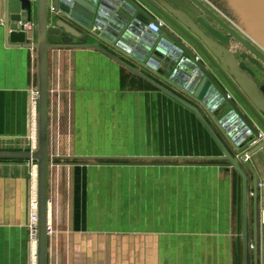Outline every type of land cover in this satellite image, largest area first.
I'll use <instances>...</instances> for the list:
<instances>
[{"label":"crops","instance_id":"1","mask_svg":"<svg viewBox=\"0 0 264 264\" xmlns=\"http://www.w3.org/2000/svg\"><path fill=\"white\" fill-rule=\"evenodd\" d=\"M5 6L0 0V21ZM89 13L81 7L83 17ZM156 38L146 26L126 39L115 37L134 58L112 40L88 35L86 42L101 44L170 87L146 62L145 46ZM16 45L6 40L0 22V143L30 149L37 130L31 89L38 87V53ZM158 69L166 70L164 64ZM223 155L193 110L101 51L50 50L48 264H138V254H162V264H244L242 177L225 160L202 159ZM123 159L134 174L128 196ZM138 159L161 163L138 166ZM250 162L258 186L255 199L254 174L242 163L249 178L247 264H256V222L264 244V149ZM33 176L32 161H0V264H34L28 227Z\"/></svg>","mask_w":264,"mask_h":264},{"label":"water","instance_id":"2","mask_svg":"<svg viewBox=\"0 0 264 264\" xmlns=\"http://www.w3.org/2000/svg\"><path fill=\"white\" fill-rule=\"evenodd\" d=\"M254 5L264 10V0ZM34 6L37 10L36 41L31 42L21 22L32 21ZM90 13L81 15V7ZM54 8V12L51 8ZM107 13L108 15H106ZM58 14V17H55ZM98 25L102 33L92 31ZM79 23L85 32L73 24ZM162 21V23H161ZM232 23L236 25L234 20ZM213 10L204 0H6L4 19L7 41L16 46L33 48L38 53L37 146L35 149H0V161H33L38 167L39 240L37 264H48V221H49V51L52 49H97L122 66L148 81L156 88L175 98L199 117L223 152L220 157L202 159L225 160L242 177L243 186V247L244 264H247L249 178L243 168L246 164L254 174V197H257V174L250 157L264 149V52L244 37L234 26ZM154 22L159 27L157 38L147 44L146 61L152 71L164 64L166 70L158 69L154 77L117 53L99 43H87V36L109 41L115 37L126 39L130 31L142 24ZM238 25V24H237ZM222 30L225 32L223 33ZM227 33V34H226ZM239 41L254 56L243 53L235 64L223 54L221 45L231 38ZM252 37V36H250ZM77 39L79 43H74ZM254 40V38H252ZM256 41L263 49L261 43ZM145 62L144 58H139ZM245 59L259 72L255 73ZM174 73L175 77H170ZM260 75V76H259ZM184 82L190 83L191 93L182 91ZM174 90H173V89ZM195 103L180 95L178 92ZM216 110L207 114L209 107ZM229 124L237 126L234 135H229ZM221 134L232 145L231 151ZM239 143L237 145L235 143ZM255 263H264L262 229L257 222L254 230Z\"/></svg>","mask_w":264,"mask_h":264},{"label":"rangeland","instance_id":"3","mask_svg":"<svg viewBox=\"0 0 264 264\" xmlns=\"http://www.w3.org/2000/svg\"><path fill=\"white\" fill-rule=\"evenodd\" d=\"M209 5H211L214 9H216L218 12H220L223 16L228 18V20H234L236 22V26L243 32H245L247 35L252 36L251 38H254V40H258L259 43L262 44L264 47V10L262 8H257L254 5V2L256 4L262 3L260 0H205ZM233 22V21H232ZM235 24V23H234ZM238 24V25H237ZM33 137L34 133L31 136V142L28 146L30 148L32 147L33 143ZM11 143L8 141H4L0 143V149H9ZM16 148V147H15ZM29 148V147H28ZM134 162H137L138 166H146L150 165L152 163L158 164L161 163L159 161L155 160H146V159H138ZM222 162V161H221ZM221 162H218L221 164ZM130 163V160H122V181L123 184H126L123 186V194L125 196H128L129 194V187L128 182L134 177L133 172H130V168H128ZM227 164V161L222 162V164ZM99 179H102L101 177H105V179H108V174L103 175L99 174ZM160 176L159 173H155V177ZM139 178H144L145 173L141 172L138 174ZM134 256V255H132ZM152 257L149 256V254H143V255H137L138 257V264L144 263V264H162V254H153ZM173 257V255H170V259ZM123 262H129L130 257L129 255H122L121 256Z\"/></svg>","mask_w":264,"mask_h":264},{"label":"built area","instance_id":"4","mask_svg":"<svg viewBox=\"0 0 264 264\" xmlns=\"http://www.w3.org/2000/svg\"><path fill=\"white\" fill-rule=\"evenodd\" d=\"M51 11L54 12L53 7L51 8ZM161 23H162V21H161ZM20 25L23 27V30H25L27 32V35H29L31 32H35V30H36V22L35 21L21 22ZM145 26L147 27V29L151 30L153 33L157 34L159 32V27L154 22L142 24L140 27L143 28ZM92 27H93L92 31L98 32V30H99L98 25H93ZM29 39L31 42H34L36 40L34 36L29 37ZM101 39L105 40V38L103 36H101ZM113 42L115 43V47L122 50L128 57L134 58L135 54L130 49L126 48L125 45H123L119 41H113ZM154 72L158 73V68H155ZM170 77L171 78L175 77V74L172 73L170 75ZM181 88H182V91H185L188 94L191 93L189 82H184V86H182ZM31 98H32V103H33L34 107L37 109L38 101H39L38 87H33L31 89ZM215 110H216L215 106L209 107L210 112L212 111V113H213ZM227 123H228L227 127L230 128L229 135H234V133H236V131H237V126L234 124H229V121H227ZM36 133H37V130L34 133L33 143H32V147L30 149H35L37 146V141H36L37 139L35 138ZM235 143L237 145H239V143H237L236 141H235ZM32 163H33V167H34V176H33V190H32L31 200H30V219H29L28 227H29L30 241H31V246H32V258H33L34 264H37L38 240H39V228H38V224H39V212H38L39 202H38L37 172H36L37 165L33 161H32ZM52 231H53L52 225L48 221V235ZM263 248H264V244H263Z\"/></svg>","mask_w":264,"mask_h":264},{"label":"flooded vegetation","instance_id":"5","mask_svg":"<svg viewBox=\"0 0 264 264\" xmlns=\"http://www.w3.org/2000/svg\"><path fill=\"white\" fill-rule=\"evenodd\" d=\"M205 2V0H204ZM207 3V2H206ZM208 4V3H207ZM209 5V4H208ZM213 10H215L219 15H221L225 20L229 21L228 18H226L225 16H223L220 12H218L216 9H214L211 5H209ZM231 22V21H229ZM231 24H233L231 22ZM233 26L244 36L246 37L249 41H251V43H253L257 48H259L261 51L264 52V49L256 42L254 41L249 35H247L245 32L241 31L236 25L233 24ZM223 33H225L222 30ZM227 34V33H226ZM221 47L224 49L223 54H226V58H228L229 60H231L232 62H235V64L239 63V61H241L240 56L243 53H247L249 55H253V53L247 49L245 46H243L239 41L235 40L233 37L229 40V43L227 45H221ZM246 64L251 67L255 73H261L259 72L254 66H252L250 64V62L248 61V59H245ZM260 76V75H259ZM261 81H264V78H262L260 76Z\"/></svg>","mask_w":264,"mask_h":264},{"label":"bare ground","instance_id":"6","mask_svg":"<svg viewBox=\"0 0 264 264\" xmlns=\"http://www.w3.org/2000/svg\"><path fill=\"white\" fill-rule=\"evenodd\" d=\"M261 1V0H260ZM262 2V1H261ZM37 134V133H36ZM37 136V135H36ZM35 136V138H36ZM36 172L38 173V167L36 168ZM37 181H38V176H37ZM37 190H38V184H37Z\"/></svg>","mask_w":264,"mask_h":264},{"label":"trees","instance_id":"7","mask_svg":"<svg viewBox=\"0 0 264 264\" xmlns=\"http://www.w3.org/2000/svg\"><path fill=\"white\" fill-rule=\"evenodd\" d=\"M3 161H10V160H3Z\"/></svg>","mask_w":264,"mask_h":264}]
</instances>
